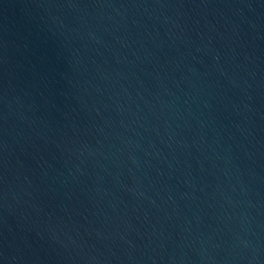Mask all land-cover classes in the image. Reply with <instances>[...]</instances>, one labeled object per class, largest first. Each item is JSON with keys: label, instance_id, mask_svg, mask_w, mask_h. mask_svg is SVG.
Here are the masks:
<instances>
[{"label": "water", "instance_id": "95a60500", "mask_svg": "<svg viewBox=\"0 0 264 264\" xmlns=\"http://www.w3.org/2000/svg\"><path fill=\"white\" fill-rule=\"evenodd\" d=\"M0 264H264V0H0Z\"/></svg>", "mask_w": 264, "mask_h": 264}]
</instances>
